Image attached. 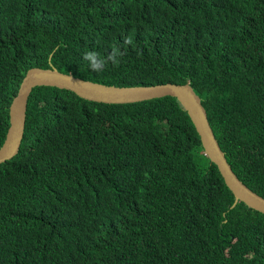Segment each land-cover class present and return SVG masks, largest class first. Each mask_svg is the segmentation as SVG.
Masks as SVG:
<instances>
[{
    "label": "trees",
    "instance_id": "obj_1",
    "mask_svg": "<svg viewBox=\"0 0 264 264\" xmlns=\"http://www.w3.org/2000/svg\"><path fill=\"white\" fill-rule=\"evenodd\" d=\"M114 46L118 65L88 68L85 52ZM49 62L102 84L188 83L264 197V0H0V143L25 70ZM232 200L174 97L33 86L0 162V264H264V212Z\"/></svg>",
    "mask_w": 264,
    "mask_h": 264
},
{
    "label": "water",
    "instance_id": "obj_2",
    "mask_svg": "<svg viewBox=\"0 0 264 264\" xmlns=\"http://www.w3.org/2000/svg\"><path fill=\"white\" fill-rule=\"evenodd\" d=\"M55 69V68H54ZM48 85L67 89L78 97L97 102L127 103L169 95L175 98L196 132L203 154L212 162L233 200L264 212V197L242 183L226 162L208 124L199 97L188 83L162 82L139 85H111L82 79L57 69L29 67L21 77L7 105V126L0 143V162L13 156L19 145L24 121V104L30 88Z\"/></svg>",
    "mask_w": 264,
    "mask_h": 264
},
{
    "label": "clouds",
    "instance_id": "obj_3",
    "mask_svg": "<svg viewBox=\"0 0 264 264\" xmlns=\"http://www.w3.org/2000/svg\"><path fill=\"white\" fill-rule=\"evenodd\" d=\"M134 4L132 3V5L130 6V8H133ZM125 44H131L132 43V39L131 37H127L124 41ZM124 53L121 51V49L119 47L114 46L111 50V52L109 54H107L106 56H101V54L99 52H97L96 50H89L87 52L84 53L83 55V60L88 62V68L91 71H95V72H101L104 70V68L106 67V65L108 63H111L112 65H118L121 62V58L123 57ZM49 68L54 69V66L51 64V62H49ZM68 74V73H67ZM186 83V82H185ZM112 85V84H111ZM38 86V85H36ZM32 88V87H31ZM30 88V89H31ZM60 88V87H59ZM17 89V88H16ZM16 92V91H15ZM29 93V92H28ZM15 94V93H14ZM13 94V95H14ZM12 95V96H13ZM28 95V94H27ZM27 97V96H26ZM26 102V100H25ZM24 111H25V104H24ZM203 153V152H202ZM204 155V154H203ZM206 157V156H205ZM207 158V157H206ZM249 207V206H248ZM251 208V207H250ZM255 210V209H254ZM257 211V210H256Z\"/></svg>",
    "mask_w": 264,
    "mask_h": 264
}]
</instances>
